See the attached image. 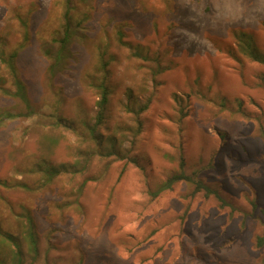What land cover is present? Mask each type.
Wrapping results in <instances>:
<instances>
[{
  "label": "rangeland",
  "instance_id": "374dc122",
  "mask_svg": "<svg viewBox=\"0 0 264 264\" xmlns=\"http://www.w3.org/2000/svg\"><path fill=\"white\" fill-rule=\"evenodd\" d=\"M236 31L264 54V0H0V223L33 218L23 264H264V62ZM100 83L95 132L123 156L85 128ZM180 161L214 192L155 193Z\"/></svg>",
  "mask_w": 264,
  "mask_h": 264
},
{
  "label": "trees",
  "instance_id": "16d2710c",
  "mask_svg": "<svg viewBox=\"0 0 264 264\" xmlns=\"http://www.w3.org/2000/svg\"><path fill=\"white\" fill-rule=\"evenodd\" d=\"M72 16L68 15V18H66V28H69L68 23L71 22ZM236 37L237 35L239 38V44L238 49L242 54H245L249 56L251 59L264 62V54L257 50V48L250 42L251 36L249 33L245 31H236V33H233ZM65 36H67V31L65 33ZM61 47H64L65 39H61ZM16 55V52L11 53V57H14ZM12 61V60H11ZM11 70L14 72V65L12 62H8ZM54 65H50L49 68L53 70ZM53 72V71H52ZM15 82V90L13 92V95L23 100L27 106H29L28 99L26 96V90L25 85L22 84V82L18 78H14ZM97 88V94L98 98L96 100V106H97V113L95 117V122L93 124L86 123V129L88 133L90 134L91 139L94 142V148L97 152L101 149V143L104 140H109L108 144V151L107 155H122V149H120V144L122 142L117 141L116 135H110L109 139L105 136L104 139L101 138L96 132L95 128L99 125H102L105 120V111L107 110L108 106V94L109 89L106 85L103 83H100L99 85H96ZM127 96L130 97V92L127 91ZM174 99L177 102L178 105V113H180V116H184L186 114L185 111H183V105H181V101L178 97H176V94H174ZM148 107V100L139 103L137 105H130L126 104V109L133 112V115L136 119V128L138 133L141 128L142 121L137 119V116L144 111ZM74 165V164H73ZM86 163L80 165L79 169L85 168ZM183 162L180 161L179 163V170L169 176V178L159 187V189L155 192H159L164 189H168L172 186V184L176 181L183 180L189 183L194 184V190H204L206 194L210 192H214L210 187H208L205 183H203L200 179H192V177L188 174H186L183 170ZM62 168L68 169V164H58V165H51L48 167H45V175L46 178L49 179L53 176L58 175ZM218 198L220 201H222L223 204L226 203L219 195ZM24 214V215H23ZM20 216L22 218H18L16 220L17 222V229L14 231H11L9 229L3 228L0 223V256L3 255V257H0V264H23L25 260L30 257L32 260L36 259L39 255V244H38V235L35 230V223L33 218L30 216L29 213H22ZM75 264H83L81 260H78Z\"/></svg>",
  "mask_w": 264,
  "mask_h": 264
}]
</instances>
